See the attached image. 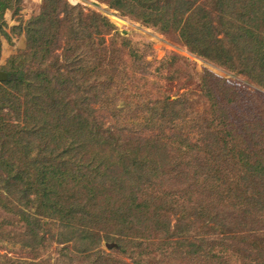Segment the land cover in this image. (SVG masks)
<instances>
[{"label": "trees", "instance_id": "obj_1", "mask_svg": "<svg viewBox=\"0 0 264 264\" xmlns=\"http://www.w3.org/2000/svg\"><path fill=\"white\" fill-rule=\"evenodd\" d=\"M103 1L264 89V0ZM27 24L0 82V241L20 228L34 257L0 264L92 261L106 255L102 232L170 244L183 264H264V111L243 110L252 98L205 69L209 114H183L187 96L151 91L162 62L116 46L107 17L43 0ZM54 244L55 261L42 257Z\"/></svg>", "mask_w": 264, "mask_h": 264}, {"label": "rangeland", "instance_id": "obj_2", "mask_svg": "<svg viewBox=\"0 0 264 264\" xmlns=\"http://www.w3.org/2000/svg\"><path fill=\"white\" fill-rule=\"evenodd\" d=\"M68 2L72 6L80 5L86 12L99 13L114 23L119 36L115 38L116 46H120L123 39L129 40L130 46L139 50L148 61L162 62L155 66L153 75L149 77L152 80L151 91L156 95L167 96L171 101L183 95L187 96L192 103V109L185 110L183 114L192 113L191 116L209 114V106L203 97L202 86V74L205 69L211 71L220 79L226 80L240 94H247L252 98L253 105L245 104L244 107V104H242L243 110L251 106L258 108L259 111H264V89L247 78L189 53L187 48L179 41L132 17L123 16L103 0H68ZM42 5L43 0H13L4 7L0 23V72L8 74V59L18 51L25 50L27 46V23L40 14ZM109 39H113V34L109 36ZM172 54L187 60L189 67L188 65L180 66L177 64L178 67L169 69L170 65L163 64V61ZM180 68L186 70L188 76L177 78ZM8 77V79L12 78L9 74ZM152 83L155 85H152ZM153 87H156L155 90ZM236 109L240 113V109L238 107ZM245 111L247 110L245 109ZM128 114L126 113L127 116ZM187 132L192 138L198 136L197 131ZM190 154V152H187L183 160L190 161ZM158 187L161 189L160 192L168 190L163 185H158ZM178 201L180 202V200ZM20 230L17 227L5 228L6 235H2L0 241V254H9L14 259H31L34 257L33 253L24 249L21 238L18 236ZM101 244L106 254L104 257L96 256L90 261L84 255L80 256L70 251L74 257H68V261L74 259L73 263L75 262V264H87L88 262L92 264H183L187 261V258L176 255L170 244L163 245L164 249L161 250L157 248V245L148 242H134L128 236L122 238L107 232H102ZM57 247L59 246L54 244L52 249L42 254V257L48 256L51 252L52 261H55L59 255V252L54 249Z\"/></svg>", "mask_w": 264, "mask_h": 264}, {"label": "water", "instance_id": "obj_3", "mask_svg": "<svg viewBox=\"0 0 264 264\" xmlns=\"http://www.w3.org/2000/svg\"><path fill=\"white\" fill-rule=\"evenodd\" d=\"M8 74L5 72H0V81H4L6 79H8Z\"/></svg>", "mask_w": 264, "mask_h": 264}]
</instances>
